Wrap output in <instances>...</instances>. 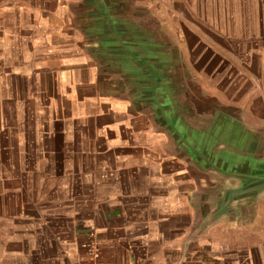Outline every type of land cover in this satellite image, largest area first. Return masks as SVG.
<instances>
[{"label": "crops", "instance_id": "0c3cea01", "mask_svg": "<svg viewBox=\"0 0 264 264\" xmlns=\"http://www.w3.org/2000/svg\"><path fill=\"white\" fill-rule=\"evenodd\" d=\"M86 1L0 0V264H264V188L218 213L237 179L123 91ZM149 1L177 112L264 134V0Z\"/></svg>", "mask_w": 264, "mask_h": 264}, {"label": "water", "instance_id": "95a60500", "mask_svg": "<svg viewBox=\"0 0 264 264\" xmlns=\"http://www.w3.org/2000/svg\"><path fill=\"white\" fill-rule=\"evenodd\" d=\"M86 5L90 10L88 30L92 33L94 43L98 45L99 58L107 66L108 72L120 78V87L123 91L127 92L133 101L145 104L153 113L155 112V115L158 113L162 116L161 119L164 120V115H167L165 117L171 120L168 127L159 123L160 119L155 116L157 123L173 136L176 144L187 152L199 167L219 172L227 178L237 179L238 188L226 191L218 213H233L241 204L249 203L254 191L264 188V135L249 130L241 123L237 124L238 126L224 124L227 116L222 112L228 111L210 112L211 114L208 115L210 120L207 121V126L203 130L183 123L180 120L183 116L181 112L189 116L193 111L186 109L187 102H180L181 107L178 110L180 112L174 108L177 88L173 80L176 76L168 45L154 34V30L151 32L149 28L147 29L140 18L137 19L140 23L139 27L137 26L139 35H137L139 38L137 42L140 43L134 44L130 31L134 23L131 24L130 14L122 16L126 23L122 24V32H117L113 26H110L109 20L104 19V17L108 18L109 10H106L103 0H87ZM148 34L154 37L152 41H148ZM148 43H153L150 49ZM162 64H170L172 67L163 70ZM134 71L139 74L136 88L131 87V84L136 81L132 80ZM147 79L153 85L151 89L147 87ZM164 112L167 113L164 114ZM217 116L222 117L223 120L215 124L212 118ZM186 131L206 134L208 143L206 142L203 151L196 149L192 138L181 134ZM227 132L237 133L234 141L224 137ZM214 135L218 137V140L211 143ZM252 136L259 140L255 145L247 139ZM202 140L201 145L205 142L203 136Z\"/></svg>", "mask_w": 264, "mask_h": 264}, {"label": "rangeland", "instance_id": "374dc122", "mask_svg": "<svg viewBox=\"0 0 264 264\" xmlns=\"http://www.w3.org/2000/svg\"><path fill=\"white\" fill-rule=\"evenodd\" d=\"M139 1H142V0H103V3L105 5L106 10H109L108 11L109 12L108 18L104 17V19L109 20L110 26H113L115 31L122 32L121 31L123 28L122 24L126 23L123 21L122 16H125L126 14H130L131 19H132L131 24L134 23L132 25V27L130 28L131 34L133 36L132 39L134 40V42L132 41V43H134V44L140 43V42H137V41H139V38H137L138 27H139L138 25L140 24L137 19H139V18L142 19L143 23L146 24L147 29L149 28L151 30V32H152V30H154V32H155L154 34L155 35L157 34L158 38L160 39V35L158 34L157 30H155V28H154V22H150L151 18H152V16H151L152 12H154L155 9L159 8L160 6L155 2H150L149 0H144L145 5H141V7L139 9V7H138ZM138 13H142L147 17L145 19H143L142 17H139ZM133 20H136V21H133ZM147 37H148L147 38L148 41H152L154 39V37L151 34H148ZM148 45H149V49H150L151 45L153 46V43H148ZM157 66L159 67L160 65H157ZM162 66L164 68L163 70H168V68L172 67V65H170V64H167V65L162 64ZM192 71L198 72L199 70H197V68H192ZM132 75L134 76V78H132V80H136V81H134V84H131V87L136 88V86H137L136 82H137V79L139 77V74L137 71L136 72L134 71V73ZM152 78L154 79L153 76H152ZM147 82H148L147 83L148 89H151L153 87L152 83H150L148 81V79H147ZM148 110H150V112H153V111H151L150 108H148ZM165 113H167V112H164V114ZM216 113L218 114V112H216ZM222 113L227 116L226 119H224V120H226L224 124L229 125V126H233V125H237V124L240 125V123H241L242 125H244L246 128L249 129V127L244 124V120L242 119V116H240L241 112H226V113L222 112ZM154 114H155V112H154ZM168 114H170V113L168 112ZM181 114L183 115L182 116L183 118L181 117L180 120L183 121V123H187L196 129L200 128L199 130H203L207 126V121L210 120L208 115L211 113L201 111V112H190L189 116L184 115L182 112H181ZM155 116H158V118L160 119L159 123H162L164 127H166V125H167V127L169 126L171 120H170V118L165 117L167 115H164V117H163L164 120L161 119L162 116H159L158 113ZM168 116H170V115H168ZM214 119H216V120H214ZM222 120L223 119L220 116L212 118V122L214 121L213 123H215V124H217L219 121L221 122ZM228 130H229V128H228ZM181 134L185 137L192 138L194 140L193 142H194L196 149H198L200 151H203L204 150L203 148L206 147V142L208 143V141H207L208 138H207L206 134H203L200 132L199 133H191L189 131H186V132L181 133ZM262 135H264V134H262ZM202 136L204 137L205 142L201 145V141H203ZM235 136H237V133L235 134L233 132H227L224 137L229 141H234ZM217 138L218 137L216 135L212 136L211 143H214V141L218 140ZM247 139L249 141H252L254 145L257 144V141H259L258 138L255 136L248 137ZM199 145H200V147H199Z\"/></svg>", "mask_w": 264, "mask_h": 264}]
</instances>
